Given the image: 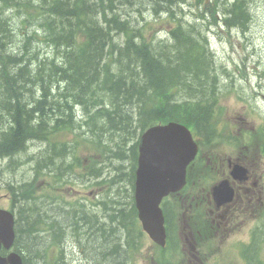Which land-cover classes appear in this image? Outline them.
<instances>
[{
  "label": "trees",
  "instance_id": "trees-1",
  "mask_svg": "<svg viewBox=\"0 0 264 264\" xmlns=\"http://www.w3.org/2000/svg\"><path fill=\"white\" fill-rule=\"evenodd\" d=\"M9 1L0 0V17L1 11L10 4ZM78 1H53L51 7L53 14L44 23L49 40L47 45H51L52 48L50 56L41 54L40 51L34 53L30 51V48L25 49L24 54L19 55L13 48L8 47L10 60L6 62L4 58H0V135L3 137L0 148L4 153H13L19 149L22 153L24 150L26 152L24 155L20 151L21 157H17L18 153H16V156H13L15 157L14 162L12 157L9 160L11 162L8 163L9 168L6 169L8 173L11 170L10 185L16 190L19 189V185L16 184L17 179L11 177L14 175L12 173H16L14 169L17 167L20 169L26 163L30 166L31 173L32 168L34 169L37 177L44 175L42 171H53L57 175H63V172L59 170L66 164L67 158L63 154H47L48 157L44 158L34 148L36 141L43 138L40 135L43 132L64 130V128L70 131L76 128V123L73 121L75 115L73 106L70 105L68 110V104L63 105L61 100L56 98V94L52 95L55 86L60 89L64 83L63 87L66 92L63 95L76 100L81 97L85 109L104 105L99 110L94 109L96 113H93L95 117L88 124L89 129L96 133L101 130L107 131L111 125L113 136L118 132H124V123L134 119L135 110L138 107L143 110L145 121H151L152 115H158L161 118L174 116L176 97L181 95V93L176 94L172 91L175 86L183 90V98H186L191 105L193 103L199 105L202 99L200 92L208 90V70L196 58L197 56L201 59V55L197 53L200 47L197 49L198 46L192 44L193 40L180 25L172 30L175 42L165 47L161 46L154 54L146 42L138 44L139 46L130 43L127 47L120 49L116 45L115 34L113 35V32L122 29L118 27L115 12L119 5L116 1L111 0L113 6L111 8L109 2L104 0H82L84 5ZM131 1L143 2V7L153 6L157 13L173 8L171 0ZM250 3H253V0H236L233 8L234 14L247 12ZM107 8L115 14L110 16ZM114 48L121 50L120 61L119 58L117 59L121 70L117 73L125 74L126 72L127 79L133 80V77H136L137 83L131 82L132 84L127 85L123 79L119 80L112 72L110 62H103L104 58H115L112 51ZM190 53L193 55H189ZM182 55L186 58H182ZM189 57L190 60L185 63ZM174 58L175 63H173ZM206 70L207 74H205ZM39 90H45L49 96L43 98L37 96ZM107 105L113 107L108 108ZM197 110L198 120H204L205 114ZM57 113L66 117L70 116L69 122L51 127L36 124L40 121L45 124L53 120ZM96 118L102 124L96 122ZM86 139L88 138H83V140ZM104 149L105 153H113L117 156L119 154L118 150H113L110 146L105 145ZM29 150L32 151L27 153ZM54 159L59 161L55 162ZM49 166H53L56 170ZM34 201L23 198L20 203V208L24 209L23 215H26V212H34L37 215L35 220L33 216L24 217L26 224L19 230V245L27 253L26 264H44L45 250L49 241L64 243L67 248L75 247V244L78 248L84 247L85 256L90 259L87 263L93 264V261L95 264H127L126 242L130 239L128 227L133 217V211L129 208L130 199L128 206L125 205V207L121 205V202L112 198L111 206L110 204L109 206L104 205L103 211L100 210L99 214L91 211H89L91 213L80 214L79 210L67 212L58 210L49 201H35L36 203ZM70 206L75 208V206ZM43 208L44 212H42ZM36 209H38L37 212H35ZM58 218L66 220V225L71 224L74 230L84 232L89 242H84L81 235H78V238L74 235L59 236V233L53 229V227L56 228V223L51 222L53 219L54 222H58L56 221ZM48 222L54 225L52 233L60 240L51 238L47 242V238L43 239L40 235L46 230L45 225ZM29 230L38 234L34 236V233L30 234ZM59 264H67V261L62 258Z\"/></svg>",
  "mask_w": 264,
  "mask_h": 264
},
{
  "label": "rangeland",
  "instance_id": "rangeland-1",
  "mask_svg": "<svg viewBox=\"0 0 264 264\" xmlns=\"http://www.w3.org/2000/svg\"><path fill=\"white\" fill-rule=\"evenodd\" d=\"M252 11L254 14V21L252 23L251 30L248 33H246L245 37L242 38L236 33L232 34L231 36H227L224 33H222L221 36L227 38V42L220 41L219 36L217 38L215 37L214 49L218 53L220 64L227 66L229 68V71L232 74H234V76L237 78V80L234 82L229 79H226L225 75H221L220 76L222 78L221 86L233 85L236 88V90L239 91L240 95H242L249 101L248 103L249 106L245 107V103L240 99L236 90H224V95L221 96V99H220V105L224 106V112L221 115L220 119L221 120H226V119L231 120L235 118L236 116L242 115L245 117V120L248 122L250 126L257 127L261 125L262 120L264 118V86H262V84H264V75H263L264 73V0H256L255 4H253ZM183 55H182V58L185 59L186 57H183ZM189 55H193V53H190ZM132 59H134V56H132ZM173 60H175L173 61V63H175L176 59L174 58ZM236 66H238V68H236ZM132 68H134L133 65H132ZM205 74H207V70L205 71ZM120 79H123L127 83V85L132 84V83L134 84L137 83L136 77H133V80L127 79L126 72L123 77L121 76L119 78V80ZM207 86H208V89L210 90L211 87H210L209 82H207ZM200 93H201L200 95L202 96V91ZM183 97L184 96L182 92L179 98H183ZM199 112H203L205 114V111H199ZM96 122H98L99 124L101 123L99 122L98 118H96ZM64 140H69V136H64ZM25 144L27 143L25 142ZM36 148L40 150L44 148V144L42 142L36 141ZM31 151L32 150H29L27 153ZM16 153H18L17 157L22 155L20 151L18 152V150H16L15 152L11 154V157H13ZM93 153H94L93 148H85V150L82 151V155H88V154H93ZM41 155H44L46 157L48 156L45 153H42ZM54 160L55 162L59 161L57 159H54ZM125 164L127 166V163ZM27 166L21 169L16 168L15 169L16 173H12L14 174L12 175V177H14L17 180H22L24 178L29 177L30 171H29V168H27ZM7 175L9 176V173ZM80 187L81 186L79 185V182L77 181L75 188H80ZM3 188H4V184L2 183V181H0V191ZM95 188L96 187H94V189L91 187L88 188L86 186L82 187L83 192L80 193L79 197H84L86 194L90 197L92 196V194L97 195L98 189H95ZM116 189L118 190V193H114L112 194V196L113 197L116 196L117 200L121 202L122 206H125V205L128 206L129 204V181H127V179L122 180L121 182L118 183ZM78 190L76 191L71 190L70 193H73L71 195L78 196ZM6 192L7 191L5 189L3 193H0V194H3V196L0 197L1 205L10 204L9 195L5 194ZM90 192L92 193L90 194ZM28 206H29V202H28ZM26 216L27 218L33 216V220H35L37 215H35L33 212H26ZM56 221L58 222H54V219L51 220L53 224L56 223L57 226L56 228L53 227V229L55 232L59 233L58 234L59 236L64 237L65 235L66 236L74 235L75 238H78V235H81L84 242L86 243L89 242L87 241V237L84 236V232L74 230L71 224L66 225L67 221L64 220L63 218H58L56 219ZM24 224H26V221L24 222ZM29 228L30 227H28V229ZM128 229L130 230V227H128ZM34 232L35 231L29 230L30 234ZM36 234L38 233H34V236ZM40 235L43 236V239H46L48 237L46 236L47 233L42 232L40 233ZM240 235H242V233L238 234V236ZM65 249H66L67 264H85L84 260L86 259L84 258V255L86 254L84 253L83 255H81V252H80L81 250L78 248L77 245H75V247L72 246L70 248H67L65 246ZM143 250H146V249L143 248L142 252ZM143 255L144 253L142 254L141 252H139V254L136 256V260L133 258L135 264H145L143 262Z\"/></svg>",
  "mask_w": 264,
  "mask_h": 264
},
{
  "label": "flooded vegetation",
  "instance_id": "flooded-vegetation-1",
  "mask_svg": "<svg viewBox=\"0 0 264 264\" xmlns=\"http://www.w3.org/2000/svg\"><path fill=\"white\" fill-rule=\"evenodd\" d=\"M238 188V196L241 200L237 207L234 203L224 209L225 216L222 217V221H218L214 217L211 218V223L201 224L196 229L188 225L189 231L186 234H179L182 248L173 249L171 252L172 254L180 253L179 256H183V259L175 258L174 264H205L208 256H211L214 259V264H217L218 255L215 252L218 249L212 248L215 242L209 244V241L212 238H224L226 234L228 235L231 231L228 227L232 226L235 220L234 214L243 211V208L253 207L256 193L260 192L259 181L254 178L239 185Z\"/></svg>",
  "mask_w": 264,
  "mask_h": 264
},
{
  "label": "water",
  "instance_id": "water-1",
  "mask_svg": "<svg viewBox=\"0 0 264 264\" xmlns=\"http://www.w3.org/2000/svg\"><path fill=\"white\" fill-rule=\"evenodd\" d=\"M178 145V138L174 132L168 128H156L149 130L147 137L144 138L142 153L152 154L150 158L155 161L158 172L165 178H172L181 171L182 165L187 161V158L179 153ZM141 162L143 166V156ZM145 217L143 213V218ZM10 227V215L0 211V231H5Z\"/></svg>",
  "mask_w": 264,
  "mask_h": 264
},
{
  "label": "bare ground",
  "instance_id": "bare-ground-1",
  "mask_svg": "<svg viewBox=\"0 0 264 264\" xmlns=\"http://www.w3.org/2000/svg\"><path fill=\"white\" fill-rule=\"evenodd\" d=\"M16 53H17V52H16ZM28 53H29V52H28ZM14 54H15V53H14ZM23 54H24V53H23ZM23 57H24V56H23ZM21 58H22V57H21ZM19 60H20V59H19ZM24 61H25V60H24ZM22 62H23V61H22ZM62 83H63V82H62ZM64 88H65V87H64ZM13 89H14V88H13ZM54 95H55V94H54ZM34 103H35V102H34ZM31 108H32V107H31ZM63 110H64V109H63ZM16 112H17V111H16ZM38 114H39V113H38ZM0 117H1V116H0ZM7 118H8V117H7ZM1 124H2V123H1ZM101 124H102V123H101ZM93 125H94V124H93ZM54 126H55V125H54ZM6 128H7V127H6ZM6 131H7V130H6ZM38 134H39V133H38ZM31 138H33V136H32ZM34 139H36V138H34ZM29 140H31V139H29ZM32 140H33V139H32ZM38 141H39V140H38ZM28 144H29V143H28ZM34 145H36V144H34ZM34 148H36V147H34ZM28 149H29V148H28ZM28 149H27V150H28ZM27 150H26V151H27ZM33 150H34V149H33ZM20 151H21V150H20ZM24 152H25V150L23 151V153H22V151H21L22 154H25V153H26V152H25V153H24ZM34 152H35V150H34ZM29 153H30V152H29ZM35 153H36V152H35ZM36 154H37V153H36ZM27 155H28V154H27ZM32 155H33V154H32ZM14 156H15V155H14ZM33 156H34V155H33ZM38 156H39V155H38ZM51 156H52V155H51ZM20 157H21V156H20ZM25 157H26V156H24V158H25ZM47 157H48V156H47ZM47 157H46V158H47ZM14 158H15V157H13V162H14V160H15ZM44 158H45V156H44ZM34 159H35V158H34ZM38 159H39V158H38ZM16 160H17V159H16ZM18 160H19V158H18ZM27 160H28V162H29V159H27ZM32 160H33V159H32ZM35 160H36V159H35ZM24 161H25V160H24ZM24 161H22V162H24ZM36 161H37V160H36ZM36 161H35V162H36ZM63 161H64V160H63ZM10 162H11V161H10ZM10 162H8V163H10ZM17 162H18V161H17ZM25 162H27V161H25ZM40 162H41V161H40ZM45 162H46V161H45ZM48 162H49V161H48ZM43 163H44V162H43ZM46 163H47V162H46ZM21 164H25V163H21ZM10 165H11V164H10ZM15 165H16V164H15ZM27 165H28V164L26 163L25 166H23V167H26ZM33 165H34V164H33ZM33 165H32V166H33ZM48 165H49V164H48ZM11 166H12V165H11ZM17 166H18V164H17ZM12 167H13V166H12ZM12 167H11V168H12ZM15 167H16V166H15ZM15 167H14V168H15ZM23 167H21V168H23ZM49 167L52 168L53 166H52V167L49 166ZM63 167H64V166H63ZM8 168H9V165L7 164V166H6L5 169H8ZM14 168H13V169H14ZM17 168H18V167H17ZM21 168H20V169H21ZM27 168H29V171L31 172L30 166H29V167L27 166ZM53 168H54V167H53ZM15 169H16V168H15ZM15 169H14V171H15ZM9 170H10V169H9ZM32 170H33V172L35 173V171H34L33 168H32ZM35 170H36V169H35ZM53 170H56V169L54 168ZM6 171H7V170H6ZM10 171H11V170H10ZM10 171H9V173H10ZM41 171H42V170H41ZM12 172H13V170H12ZM33 172H32V173H33ZM50 172H53V171H50ZM53 173H55V172H53ZM58 173H59V172H58ZM55 174H56V173H55ZM11 177H12V176H11ZM15 177H16V176H15ZM12 178H13V177H12ZM13 179H14V178H13ZM15 180H16V179H15ZM11 182H12V181H11ZM31 201H32V200H31ZM33 201H34V200H33ZM34 202H35V201H34ZM35 203H36V202H35ZM33 204H34V203H33ZM38 205H39V204H38ZM33 206H34V205H33ZM36 206H37V205H36ZM39 206H40V205H39ZM44 206H45V205H44ZM34 207H35V206H34ZM41 207H43V206H41ZM41 207H40V208H41ZM40 208H39V209H40ZM40 210H41V209H40ZM45 210H47V209H45ZM49 210H50V209H49ZM51 210H52V209H51ZM37 211H38V209H36L35 212H37ZM42 212H44V208H43ZM36 214H37V213H36ZM45 216H46V214H45ZM40 217H41V216H40ZM46 217H47V216H46Z\"/></svg>",
  "mask_w": 264,
  "mask_h": 264
}]
</instances>
